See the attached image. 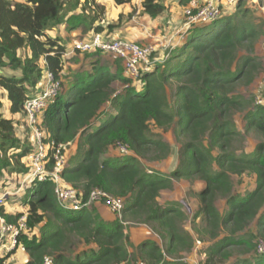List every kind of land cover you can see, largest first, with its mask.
Masks as SVG:
<instances>
[{
  "label": "trees",
  "instance_id": "obj_1",
  "mask_svg": "<svg viewBox=\"0 0 264 264\" xmlns=\"http://www.w3.org/2000/svg\"><path fill=\"white\" fill-rule=\"evenodd\" d=\"M112 1L134 5L133 0ZM188 2L180 0L182 6ZM106 7L98 0H0V89L10 114L23 118L24 102L45 70L61 79L66 45L49 32L66 24L68 29L84 25L91 33L112 35L124 16L99 26L96 21ZM235 7L234 13L192 25L179 46L169 49L163 61L142 67L136 79L125 73L117 58L109 66L98 51L82 53L91 58L90 71L80 70L61 80L60 91L43 113L42 127L56 143L76 141L63 179L84 200L95 188L123 198L121 218L104 220L94 205L76 211L61 208L54 182L36 180L22 203L27 206V226L37 227L39 235L18 237L28 255L23 264H42L44 256H51L54 264H133L135 254L127 248L122 222L146 224L160 237L161 244L145 239L134 247L142 261L185 264L182 253L194 245L182 225L186 212L179 202H159L161 191L181 179L204 185L195 193L199 206L193 214V220L201 216L205 222L196 229L199 237L211 241L203 264H264V253H257L258 239L264 240V141L251 152L237 154L243 133L233 118L244 112V133L253 131L264 138V106L248 108L236 93L263 68L254 50L264 37V21L257 20L243 0ZM141 8L152 18L166 10L163 0H142ZM242 49L247 53L238 55ZM117 81L123 87L120 92H114ZM2 107L0 99V172L25 175L29 169L23 159L30 145L18 138L17 120L6 117ZM151 124L170 129L178 144L176 165L168 174L150 171L142 162L159 161L170 153L165 141L151 135ZM117 144L128 145L131 153L104 157ZM231 175L254 176V188L243 195L234 193ZM218 198L226 199L223 212L215 206ZM21 215L0 206L6 222H16ZM75 240L88 248L71 257ZM233 256L236 259L229 262Z\"/></svg>",
  "mask_w": 264,
  "mask_h": 264
},
{
  "label": "rangeland",
  "instance_id": "obj_2",
  "mask_svg": "<svg viewBox=\"0 0 264 264\" xmlns=\"http://www.w3.org/2000/svg\"><path fill=\"white\" fill-rule=\"evenodd\" d=\"M169 1H171L169 3ZM175 1V2H174ZM246 7H248L255 18L257 20L264 21V0H243ZM102 2L110 3L111 0H102ZM134 5H122V6H114L113 3H110V8L106 7L105 16L103 15V18L107 20L109 23L117 22L118 16L122 14L124 17L122 19V24L124 26L122 33L120 34H112L115 37H123V38H129V39H136V34H146L149 33L150 35L154 36H161V44L157 47L156 51L151 55V58H157L155 61H157L159 58H163L164 48L168 49V46L170 48L171 45L174 44L175 40L180 36L182 38V35L184 34V26L183 21L184 17L180 14V8L177 6L178 2L177 0H163L164 4H167L168 7L165 10L166 13V22L165 19L164 22L160 25H156L159 18H156L155 20L149 19L147 15H145L142 11V8L138 9V0L133 1ZM236 3H223V14H231L235 12L236 9ZM108 9L110 11H108ZM107 11L109 13H107ZM130 12H132L131 16H127ZM118 15V16H117ZM117 16V18H116ZM105 24V22H104ZM165 24V25H163ZM166 25H170L171 28H169ZM83 33V32H82ZM125 34V35H124ZM80 35V39H85L89 35ZM134 36V37H132ZM78 36L72 38L69 40H77ZM184 38V36H183ZM140 42V41H139ZM157 52V55H156ZM247 53L245 50H240L238 55H242ZM254 54L259 58V60L262 62L263 68L261 71L257 74L253 82L248 86H238L236 89V93L241 95L242 98L247 101L248 108L254 107L256 104V100L259 97H264V37L262 36L260 40L255 45ZM99 58L104 61L103 63L111 66L114 63H116L117 59L111 55V54H99ZM72 57V56H71ZM66 59L64 62V69L61 75V79L63 82L66 81L65 77L72 76L77 71H90V60L89 58H84L82 55L73 56L72 58ZM161 62V61H158ZM156 62V63H158ZM155 63V64H156ZM2 70H0L1 72ZM114 92H120L123 87L121 82H115L113 84ZM0 89V99L2 100L3 107L1 108V111L4 113L6 112V106L5 104L7 101L5 100L4 94ZM107 107V106H106ZM110 112H112V108L108 107ZM244 112H237L234 114V122L236 124V127L238 130H240L243 133V137L240 140V143L236 144V152L237 154L241 153V150L244 152H251L256 144H258L260 141H264V138L259 137L255 134V132L250 131L248 133H244V126H245V120H244ZM150 133L153 136V138H160L163 141H165L170 146V153L169 155L159 161H151V160H144L142 159V162L146 169L150 171H157L161 174H168L172 171L173 167L176 165L177 161V149L178 144L176 140L174 139V135L172 131L169 130H163L162 128H158L156 125L151 124L150 125ZM27 145H30V141H26ZM76 142L70 143L68 146H66L65 154L68 157V159L73 155V153L76 150ZM131 153V152H130ZM121 155V151H119L118 147L113 146L110 147L105 153L104 157H111V156H117ZM124 156V155H121ZM22 162V160H21ZM25 175L22 173H16V172H9L7 169H4L0 172V195L7 193V190H10V193H7V198L5 200V203L2 205L7 212L10 213H17L20 210V205H22V199L24 197H29L31 195V190L27 189V181L25 180ZM231 179L233 181V192L239 193V194H245L248 191L252 190L255 181L254 176H246L239 177L236 175H231ZM204 187L203 183L200 181L194 180V181H188L186 179L181 180H172L171 187L165 190L161 191L159 202L164 203L165 201H176L181 204V208L186 212V219L183 222V228L188 231L194 238V245L191 251L189 252H183L181 260L185 264H203L205 257H206V248L211 243L210 240L204 239L202 240L201 237H199L200 234L196 232V229L203 228L205 222L201 218V216L195 218L193 220V214L196 212L198 206H199V200L195 196V193H197L198 190H201ZM104 205L103 203H100ZM91 205H95V203H92ZM105 206V205H104ZM215 206L220 212H223L227 208V202L225 198H218L215 201ZM101 207V206H100ZM106 207V206H105ZM107 208V207H106ZM106 208H100V210L103 211V216L108 217L109 219H115L118 218V216L111 215L110 213H106L104 209ZM27 210V208H24ZM98 209V208H97ZM110 211V210H109ZM23 212V211H22ZM106 214V215H105ZM104 220V217H102ZM123 224V223H122ZM255 226V221L249 226V229H253ZM124 232L127 235L129 245L127 246L128 250L135 254L133 257V264H138V262L142 261L137 256V252L135 250V246L138 245L139 242L149 239L154 240L157 243H161V239L158 236L156 232H154L148 225L143 223H130L125 222L123 224ZM37 229V227L35 228ZM248 229V230H249ZM39 230V229H38ZM223 234V233H222ZM39 235V231H38ZM204 236L202 235V238ZM198 240L200 244L196 245L195 241ZM87 245L83 243L82 241H77L73 243V246L71 247L69 251V256L73 257L76 253L87 249ZM25 251H21L16 253V262H13V264H18L24 261ZM236 259L235 256L231 257L229 259V262H233Z\"/></svg>",
  "mask_w": 264,
  "mask_h": 264
},
{
  "label": "built area",
  "instance_id": "obj_3",
  "mask_svg": "<svg viewBox=\"0 0 264 264\" xmlns=\"http://www.w3.org/2000/svg\"><path fill=\"white\" fill-rule=\"evenodd\" d=\"M238 0H191L183 8L184 34L194 24L206 23L223 15L222 4L236 3ZM100 52L111 54L119 59L125 69V73L136 79L144 66H153L162 59L151 58L156 51L153 43H141L134 39L115 37L105 33H91L89 37L75 42L63 55L64 59L74 56L76 53ZM61 88V80L51 71L45 70L40 83L33 93L25 100L23 105V123L20 134H16L21 141H30V149L25 155L23 162L29 169L25 174L27 187H31L36 180L42 181L50 178L54 182V194L58 205L67 210H79L90 206L92 203H103L115 216L121 218V210L124 206L123 198L114 197L101 189H93L87 200L82 193L66 182L61 173L68 166V157L65 154L66 146L70 143H56L48 139V134L42 127L43 113L47 106L54 100ZM257 105L264 106V97L255 101ZM121 155L130 153L128 145L117 144ZM52 161L51 169L48 168ZM7 193L0 195V206L5 203ZM27 212H22L16 222H6L0 216V259L4 264L16 251H25L18 237L23 234L38 235L37 229H30L26 223ZM123 224L125 222H122ZM198 245L200 242L195 241ZM257 253H264V240L258 239ZM42 264H54L51 256H44ZM138 264H148L144 261Z\"/></svg>",
  "mask_w": 264,
  "mask_h": 264
},
{
  "label": "crops",
  "instance_id": "obj_4",
  "mask_svg": "<svg viewBox=\"0 0 264 264\" xmlns=\"http://www.w3.org/2000/svg\"><path fill=\"white\" fill-rule=\"evenodd\" d=\"M112 1V0H111ZM133 1H137V0H133ZM141 1L142 0H138V9H140L141 8ZM191 1V0H190ZM98 2H100V3H104V4H106L109 8H110V6H111V4L110 3H113V5L115 6V4H114V2L112 1V2H110V3H107V2H102V0H98ZM171 1H169V3H170ZM175 2V1H174ZM177 6H179V8H180V14L183 16V8L185 7V6H182L181 4H180V0H177ZM187 4H189V2L187 3ZM127 5V4H126ZM117 7H118V5H116ZM119 6H122V5H119ZM130 6V5H129ZM165 6H166V8L168 7V5L167 4H165ZM112 7V6H111ZM108 11H110L109 9H108ZM107 11V13H109ZM75 12H79V8H77L76 9V11ZM71 13V11L68 13V14H70ZM105 16V15H104ZM118 16V15H117ZM117 16H116V18H117ZM148 16V15H147ZM166 13H165V11L162 13V14H160V15H158L157 17H154V18H152V17H150V16H148L149 17V19H153V20H155L156 18H159V20H158V22L156 23V25H160V24H162V23H164V22H161V21H164V19H165V24L166 23H168V21L166 22ZM104 22H105V24H104ZM96 24H98L99 26H102V27H104V26H106L107 24H111V23H109L107 20H105V18H100V20L99 21H96ZM165 24H163V25H165ZM166 26H168L169 28H171V26L170 25H166ZM123 28H124V26L123 25H121L120 27H117V28H115V29H113V31H112V34H120V33H122L121 31L123 30ZM83 32V33H82ZM52 36H59V37H61L62 38V40L65 42V45H66V50L67 49H70L71 47H72V45L75 43V42H77V41H79V39H80V35H82V34H84V35H89L90 36V34H91V30H89V29H87L86 28V26H84V25H79V26H76L75 28H71V29H68L67 28V26H66V24H61V25H58V26H56L52 31H50L49 32ZM74 35H75V37L76 36H78V38H77V40L75 39V40H71L70 42H69V40L71 39V37L73 38L74 37ZM83 35V36H84ZM125 35V34H124ZM88 36V37H89ZM132 37H134V36H132ZM136 39H138L141 43H153L154 45H156V49H157V47L159 46V44H161V36H154V35H150L149 33H146V34H136ZM70 38V39H69ZM135 40V39H134ZM183 40H184V38L182 37V38H180V36H178V38L175 40V42H174V44L173 45H171L170 46V48H169V46H168V49L167 48H164V52L165 53H163V55H165V54H167L168 53V50L169 49H171V48H175L176 46H179L182 42H183ZM77 55H82V53H76L74 56H77ZM156 55H157V52H156ZM83 56V55H82ZM73 57V56H72ZM71 57V58H72ZM70 58V57H69ZM69 58H67V59H69ZM89 59H91V58H89ZM66 60V59H65ZM2 91V90H1ZM3 97H5V100L7 101V97H6V95L4 94V96ZM8 101H7V103L5 104V106H6V112L4 113L3 111V113L6 115V117H13L14 119H16L17 120V125H16V134H20L21 133V130H22V123H23V120H22V116H21V114H15V115H12V114H10L9 112H8ZM107 105H109V103H106V106ZM106 106H105V108H106ZM96 123H98V121L96 122ZM95 123V124H96ZM76 142V141H75ZM72 143V142H71ZM130 154V153H129ZM117 156H119V155H117ZM121 156V155H120ZM255 186V185H254ZM28 188V187H27ZM254 188V187H253ZM199 191V190H198ZM197 191V192H198ZM7 193H10L11 191L10 190H7L6 191ZM101 206V207H100ZM102 206H103V208H106L104 205H102V204H100V203H95V205H94V207L95 208H98V212H99V214L101 215V217H104L105 219H107L108 221H111L112 219H109L108 217H105V216H103L102 214H103V211L102 210H100V208H102ZM24 208H27V206L23 203L22 205H20V210H19V212L20 213H22V211H24V212H27V210H25ZM105 211H106V213H110L111 215H114L112 212H110L109 211V209L108 208H106V209H104ZM106 215V214H105ZM115 216V215H114ZM161 244V243H160ZM18 252H21V251H16L15 253H14V255L8 260V264H13V262H16L15 260H16V253H18ZM28 260V255H27V253L25 252V256H24V261L23 262H21V263H18V264H23V263H25L26 261ZM15 264V263H14Z\"/></svg>",
  "mask_w": 264,
  "mask_h": 264
}]
</instances>
